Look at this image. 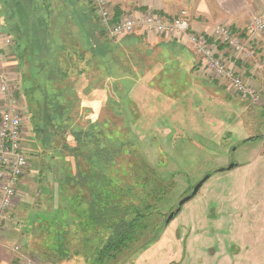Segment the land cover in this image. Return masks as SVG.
<instances>
[{
	"label": "rangeland",
	"instance_id": "obj_1",
	"mask_svg": "<svg viewBox=\"0 0 264 264\" xmlns=\"http://www.w3.org/2000/svg\"><path fill=\"white\" fill-rule=\"evenodd\" d=\"M20 1L38 16L35 27L42 38L35 36L34 44L17 36L15 4L6 0L9 10L1 15L0 9V28L14 27V34L10 46L0 37V74L7 87L0 94V112L12 104L20 114L27 166L24 187L18 185L2 226L26 215L35 221L38 215L28 206L39 202L55 207L56 214L69 206L68 196L83 187L90 152L101 160L103 173L125 189L133 177L148 182L142 194L150 203L145 228L106 264H264V53L248 42L240 52L223 48L220 56L229 74L220 78L205 66L209 59L193 49L187 31L175 35L179 39L137 32L134 48L125 37L113 43L118 38L102 24L104 10L123 16L158 13L143 6L147 0ZM154 1L169 3L174 9L166 14L172 18L185 12L190 26L196 20L191 0ZM18 50L25 55L22 64ZM236 74L246 89L257 91L258 102L234 89ZM31 125L39 128L37 137ZM206 174L197 194L166 223ZM135 187L131 191L139 190ZM29 230L22 246L26 262L49 264L44 263L52 257L46 228ZM66 236L74 257L57 264L92 263L102 240L89 237L82 249L79 236ZM147 237L152 238L145 243Z\"/></svg>",
	"mask_w": 264,
	"mask_h": 264
},
{
	"label": "trees",
	"instance_id": "obj_2",
	"mask_svg": "<svg viewBox=\"0 0 264 264\" xmlns=\"http://www.w3.org/2000/svg\"><path fill=\"white\" fill-rule=\"evenodd\" d=\"M11 1L13 2H11L12 4H15L18 22L16 26H14L15 29L12 27L8 32H12L14 29L15 32H17V36L20 38L21 36L25 37L27 41L31 38L32 42L35 36L42 38V32H39V28L35 27V22H37L38 19L32 18L31 14L28 13L26 7H24V4L20 0ZM120 16L121 14L119 11L112 13L109 22L114 23L118 21ZM30 22L33 23L32 27H29ZM135 33L124 35L120 39L125 37L123 39L124 42L126 40L131 42V44L133 43L132 48H134L135 39L133 37H135ZM179 37L180 36H174L172 38L179 39ZM117 40H119V38L114 40L113 43L117 42ZM33 43L35 44V41ZM217 46L218 51L226 48L221 44ZM17 56L21 59L20 61L22 64L25 55L21 50H18ZM178 86L183 87V85ZM178 86L177 90L181 89ZM210 91L213 92L212 90ZM27 111L29 114L28 116L34 115L29 108H27ZM30 127L32 135L37 137V133L40 134L39 128L35 127V125H31ZM250 139L252 138L246 140ZM85 155L86 159L84 162L86 163V167H84L85 171L82 173V176L85 175V177L83 182H81L83 187L76 191H72V194L68 196L71 204L69 206L62 205L60 213L57 214L58 218L50 219L44 226L47 231V239L49 234L55 235V238L54 235L52 239L49 238L50 243L47 248L52 257H47V261L44 260V263L57 264L60 261L69 262V260H72L74 256L70 248L66 246V233H68L73 237L75 236V238L79 236L76 241L78 245H81L82 249L86 248V245L90 243L89 237L93 236L98 240H102L101 244L97 245L98 247L95 249L93 262L90 264H106L108 259L114 258L119 251H123V249L134 240L135 235L145 228L144 218L147 214L146 212L149 210L150 203L142 197V194L144 193L143 189L148 186V182L133 177L132 183L130 184L131 187L125 189L126 187L124 184L119 182L116 177H109L103 173L101 160L98 157L93 156L90 152H87ZM47 158L52 159V157ZM67 174L69 176H74L73 173H71V175L70 173ZM135 186H138L139 190L131 191ZM147 195L150 197V191ZM135 200L138 202L137 205L134 203ZM51 229L53 230L51 231ZM151 238L147 237L145 243L149 242ZM45 253L46 252L43 254ZM75 253L78 255V248ZM88 253H90V250H88Z\"/></svg>",
	"mask_w": 264,
	"mask_h": 264
},
{
	"label": "built area",
	"instance_id": "obj_3",
	"mask_svg": "<svg viewBox=\"0 0 264 264\" xmlns=\"http://www.w3.org/2000/svg\"><path fill=\"white\" fill-rule=\"evenodd\" d=\"M107 10V9H106ZM104 10L101 17L102 24L108 28L109 36L113 38L122 37L124 35L133 34L135 32L153 33L159 36L173 37L175 35L186 34L188 41L193 45V49L201 52L209 59V63H204L211 71H214L218 77H225L229 74L228 67L221 60V51L217 50L214 43L218 42L221 45L231 47L234 51H244L248 39L253 34H264V12L252 18L246 25L243 35H246V40L242 37V33L237 29L234 30L228 24H218L211 31L197 32L191 30V26L183 16L185 12L180 13L177 17H167L153 12H143L139 15H121L119 20L110 23L111 14ZM110 14V15H108ZM4 43L11 45L12 40L8 34L1 31ZM243 38V40H242ZM211 44L215 45L213 47ZM237 75V74H236ZM241 75H237L234 83V89L241 93L250 101H259V94L256 90L246 89L244 82L241 81ZM7 87L4 84L3 77L0 74V94L5 95ZM22 122L17 109L9 104L0 112V231L4 220L5 212L10 208L14 198L17 196L18 185L21 178L24 176L27 166V161L22 152L21 131ZM14 250L18 247L14 246ZM26 264H38L35 261L28 260Z\"/></svg>",
	"mask_w": 264,
	"mask_h": 264
},
{
	"label": "crops",
	"instance_id": "obj_4",
	"mask_svg": "<svg viewBox=\"0 0 264 264\" xmlns=\"http://www.w3.org/2000/svg\"><path fill=\"white\" fill-rule=\"evenodd\" d=\"M5 1L6 0H0L1 15L3 13V10H9V8L6 6L7 4ZM37 1L39 2V0ZM191 2V10L194 12H192V17H194L193 19H196L194 21L190 19L191 28L197 32H208L212 29L213 26L226 23L231 27H235V29L243 32L244 34L247 23L251 21L254 16L264 12V0H191ZM28 3H30V1ZM143 6L148 8L151 7L159 14L167 17H169L170 15L166 14V12L171 13L172 9H174L170 7L169 3H155L154 0H147V4H144ZM162 12H164L165 14ZM32 18L38 19V16L32 15ZM198 19H200L199 22L197 21ZM0 30H2L9 36L12 35V32H8L9 29H7L5 25L4 27H2V29L0 28ZM258 36L254 34L252 38L247 37L249 41L248 44L254 45L253 49L255 51H258V54L260 53V55H262L264 53V34H259ZM184 52L185 51L180 49L177 52L181 54L182 60H185L183 59V57H186L183 54ZM192 61L196 64L197 58L193 57ZM24 183L25 182L22 179L19 187L20 185L21 187H24ZM41 194L42 191H39L38 197L43 196ZM32 206L33 205L28 206V209L30 211L31 209H33V213L38 215V219H36L35 221L32 222V218L30 219L28 217L29 215H26L27 217L25 220L16 221L18 219L11 218L10 220H5L6 223L2 226L0 231V264H26L27 255L23 251L24 249L22 246L25 245L26 237H28L30 232L29 229L34 228V230H38L39 228H43L45 226L46 220L58 218L56 216L57 214L55 207H50L49 209V205H44V203L41 202H39V204H35V207L33 208ZM58 211L57 212L59 214L60 209H58ZM29 212L27 210L26 214ZM43 212H46L47 217H49L48 219H46V216L43 215ZM5 216H7V214ZM30 233H32V231ZM22 237L25 238L24 241H20ZM14 246H17L18 249L14 250Z\"/></svg>",
	"mask_w": 264,
	"mask_h": 264
},
{
	"label": "water",
	"instance_id": "obj_5",
	"mask_svg": "<svg viewBox=\"0 0 264 264\" xmlns=\"http://www.w3.org/2000/svg\"><path fill=\"white\" fill-rule=\"evenodd\" d=\"M234 166V163H231L227 166L226 169H231L232 167ZM225 168H219L218 171H223ZM210 175L209 174H206L205 176H203L194 186L193 188L191 189V191L185 195L184 197H182L179 201H178V206L177 208L170 212L169 215L167 216L166 218V223H168L180 210L181 206L187 202L188 200H190L191 198H193L198 190L200 189V187L202 186V184L206 181V179L209 177Z\"/></svg>",
	"mask_w": 264,
	"mask_h": 264
}]
</instances>
